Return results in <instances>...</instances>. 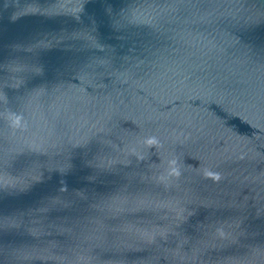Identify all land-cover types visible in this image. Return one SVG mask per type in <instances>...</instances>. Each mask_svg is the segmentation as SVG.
I'll list each match as a JSON object with an SVG mask.
<instances>
[{"label": "water", "instance_id": "obj_1", "mask_svg": "<svg viewBox=\"0 0 264 264\" xmlns=\"http://www.w3.org/2000/svg\"><path fill=\"white\" fill-rule=\"evenodd\" d=\"M0 264H264V0H0Z\"/></svg>", "mask_w": 264, "mask_h": 264}, {"label": "clouds", "instance_id": "obj_2", "mask_svg": "<svg viewBox=\"0 0 264 264\" xmlns=\"http://www.w3.org/2000/svg\"><path fill=\"white\" fill-rule=\"evenodd\" d=\"M219 177H217V179H218Z\"/></svg>", "mask_w": 264, "mask_h": 264}]
</instances>
